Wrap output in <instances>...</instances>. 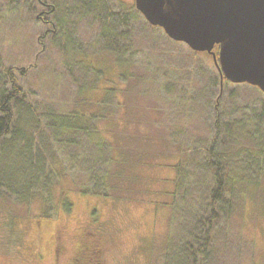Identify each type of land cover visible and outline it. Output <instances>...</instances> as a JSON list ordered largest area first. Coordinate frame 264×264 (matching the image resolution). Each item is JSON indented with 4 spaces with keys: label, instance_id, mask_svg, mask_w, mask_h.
Instances as JSON below:
<instances>
[{
    "label": "rangeland",
    "instance_id": "374dc122",
    "mask_svg": "<svg viewBox=\"0 0 264 264\" xmlns=\"http://www.w3.org/2000/svg\"><path fill=\"white\" fill-rule=\"evenodd\" d=\"M114 1L134 6V0ZM40 2L0 0V69L14 65L12 71L25 73L24 78L15 75V85L42 102L39 115L75 113L80 125L94 117V128L109 142L118 133L124 160L119 169L110 166L108 198L78 193L77 186L87 183L81 176L57 184L70 186L72 208L69 213L57 209L50 220L40 218L39 196L27 203L0 197V264H75L81 243L90 237L85 228L101 237L94 258L98 264H189L190 233L201 210L191 186L176 183L187 157L180 148L185 140L171 136L175 131L187 132L190 139L210 135L212 120H206L215 117V98L207 95V86L217 72L211 54H195L138 22L131 25L135 54L119 67L117 56L90 45L98 24L79 19L71 0ZM62 17L76 51L74 63L89 56L92 69L117 67L105 78L98 74L97 86L94 73L61 50L56 36ZM212 52L217 59L216 48ZM124 72L129 79L119 78ZM3 81L0 77V89ZM256 92L230 83L225 94L232 96L222 100L223 111L253 102ZM103 101L108 110L99 119L97 104ZM250 179L258 183L256 189L247 198L236 196L228 216L214 222L205 251L196 254L200 264H264V176L254 173ZM52 193L57 199L58 192Z\"/></svg>",
    "mask_w": 264,
    "mask_h": 264
},
{
    "label": "trees",
    "instance_id": "16d2710c",
    "mask_svg": "<svg viewBox=\"0 0 264 264\" xmlns=\"http://www.w3.org/2000/svg\"><path fill=\"white\" fill-rule=\"evenodd\" d=\"M71 2L76 6L79 19H87V24L92 21L98 24L94 43L90 45L93 48L99 46L103 51L109 50L117 56L115 64L119 67H124L135 54L131 25L140 22L146 28L162 31L148 25L134 6L127 8L114 0ZM39 19L42 23L45 20L42 17ZM65 20L62 17L58 21L56 37H60L61 50L67 51V57L74 63L73 54L76 51L72 49V42L65 30ZM214 48L218 52V47ZM89 59V56L84 57L74 64L92 71L96 76V86L99 82L98 74L105 78L117 68H104L105 72L100 71L101 67L92 69V61ZM13 66L0 69V77L4 80L0 89V197L7 196V199L16 203H27L35 195L39 196L44 209L40 218L50 220L58 210L64 213L71 211L72 203L67 194L71 191L70 186L59 188L57 184L72 180L76 175L87 181L77 186L78 193L108 198L107 187L113 177L110 166L119 169L124 160L122 154H119L121 143L118 133L109 142L100 137L99 131L94 128V117H88V122L84 121L80 125L75 113L61 117H54L50 113L39 115L38 106L42 102L33 93L15 85V75L24 78L25 73L22 70L12 71ZM119 78L129 79L125 72L119 74ZM229 84L224 78L220 82L217 71L207 86V95L215 98V117L206 120H212V130L207 138L190 139L189 135L186 136L187 132L180 131H175L171 136L174 141L180 136L185 140L180 148L183 155L189 158H186L184 169H177L176 183L178 186H191V195L196 196L194 200L201 210L199 218L194 220L195 229L190 233L192 242L188 243L191 249L189 264H200L196 254L205 251L211 231L214 230V222L228 216L230 203L235 202V197L247 198L256 189L258 183L250 179L254 173L264 176V94L255 87L243 84L259 94H252L253 102L239 103L225 113L222 100L226 97L225 88ZM83 92L85 89H82L81 94L84 98ZM97 106L102 107L99 119H103L104 112L108 110L107 103L103 101ZM195 187H202L203 191H194ZM52 191L58 192L57 199H54ZM196 229L201 232L200 235L195 233Z\"/></svg>",
    "mask_w": 264,
    "mask_h": 264
},
{
    "label": "water",
    "instance_id": "95a60500",
    "mask_svg": "<svg viewBox=\"0 0 264 264\" xmlns=\"http://www.w3.org/2000/svg\"><path fill=\"white\" fill-rule=\"evenodd\" d=\"M134 7L171 41L211 54L220 82L264 94V0H134Z\"/></svg>",
    "mask_w": 264,
    "mask_h": 264
},
{
    "label": "flooded vegetation",
    "instance_id": "af4514ba",
    "mask_svg": "<svg viewBox=\"0 0 264 264\" xmlns=\"http://www.w3.org/2000/svg\"><path fill=\"white\" fill-rule=\"evenodd\" d=\"M37 2L40 4V0H37ZM51 11H53L52 9H50ZM94 221H91L89 224V226L91 228H93L96 225H91V223H93ZM95 223V222H94ZM86 229V233L89 234V239H85L82 243H81V252L78 255V258L74 259L75 260V264L76 261H79V264H98L97 262H94V258L97 257L96 252L98 250V244H100V236L99 235H95L93 232L89 231L88 228ZM98 233V231L96 232ZM101 234V233H99Z\"/></svg>",
    "mask_w": 264,
    "mask_h": 264
}]
</instances>
